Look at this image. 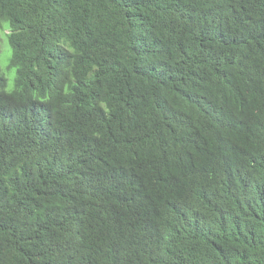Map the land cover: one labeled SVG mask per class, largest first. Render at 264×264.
<instances>
[{"label":"trees","instance_id":"16d2710c","mask_svg":"<svg viewBox=\"0 0 264 264\" xmlns=\"http://www.w3.org/2000/svg\"><path fill=\"white\" fill-rule=\"evenodd\" d=\"M5 27L0 264H264V0H0Z\"/></svg>","mask_w":264,"mask_h":264},{"label":"rangeland","instance_id":"374dc122","mask_svg":"<svg viewBox=\"0 0 264 264\" xmlns=\"http://www.w3.org/2000/svg\"><path fill=\"white\" fill-rule=\"evenodd\" d=\"M8 28L5 27L4 29L0 30V46L2 48V54H1V68L2 70L6 71V67L9 64L8 61H6V57H5V52H7L9 50V46H8V50L6 49V44H5V36L6 34H8ZM5 51V52H4ZM11 53V52H10Z\"/></svg>","mask_w":264,"mask_h":264}]
</instances>
